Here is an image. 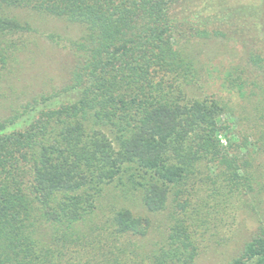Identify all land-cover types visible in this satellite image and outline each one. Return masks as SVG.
Segmentation results:
<instances>
[{
	"label": "trees",
	"instance_id": "1",
	"mask_svg": "<svg viewBox=\"0 0 264 264\" xmlns=\"http://www.w3.org/2000/svg\"><path fill=\"white\" fill-rule=\"evenodd\" d=\"M16 7L82 32L65 44L44 35L68 48V78L0 116V264H75L89 236L82 225L110 183L151 213L171 207L149 264H196L204 195L223 220L255 185L264 188V163L252 150L253 166L248 149L234 147L224 102L187 97L199 73L191 50L233 42L264 78V0H0V76L36 33ZM256 125L249 135L263 149ZM193 198L198 206L187 213ZM107 222L123 237L152 227L127 206ZM227 264H264V208Z\"/></svg>",
	"mask_w": 264,
	"mask_h": 264
},
{
	"label": "rangeland",
	"instance_id": "2",
	"mask_svg": "<svg viewBox=\"0 0 264 264\" xmlns=\"http://www.w3.org/2000/svg\"><path fill=\"white\" fill-rule=\"evenodd\" d=\"M11 11L29 21L36 28V33L26 39L27 43L15 52L2 71L0 116L10 113L16 105L37 93L61 86L68 78L71 67L68 48L52 43L44 35L53 32L65 44L82 32L80 25L64 18L27 8L16 7ZM191 51L197 59L199 73L187 85V97L224 102L228 106L224 118L231 125L234 147L240 146L243 153H247L248 149L250 154L247 159L253 160V166L261 159L264 163V144L263 149H259L260 141L256 135H249L257 127L256 124L264 130V78L246 65L242 47L233 42L199 43ZM223 141L226 143L225 139ZM247 142L249 148L244 146ZM252 150H256L255 155L260 160L252 159ZM192 200L193 206L187 207V213L198 206V199ZM204 201L208 203L204 204L200 213L203 221L196 227L201 243L196 264H227L256 228L258 215L264 208V188L255 185L246 196L245 204L237 211H229L230 215L226 214L223 220H218V206L214 207L212 198L204 195ZM97 206L94 219L82 225L89 236L78 247L79 253L72 259L76 260L75 264H149L145 256L164 238L171 207L151 213L137 198L121 196L115 183L105 185ZM120 206L149 216L152 219L150 232L146 236L123 237L117 234L107 219Z\"/></svg>",
	"mask_w": 264,
	"mask_h": 264
}]
</instances>
